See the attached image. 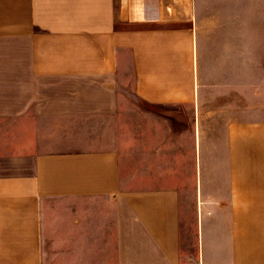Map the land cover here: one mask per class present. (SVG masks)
<instances>
[{"label": "crops", "instance_id": "crops-1", "mask_svg": "<svg viewBox=\"0 0 264 264\" xmlns=\"http://www.w3.org/2000/svg\"><path fill=\"white\" fill-rule=\"evenodd\" d=\"M202 1L0 0V264H264V121L250 170L204 169L246 160L206 156ZM208 4L212 66L264 65V0Z\"/></svg>", "mask_w": 264, "mask_h": 264}, {"label": "rangeland", "instance_id": "rangeland-1", "mask_svg": "<svg viewBox=\"0 0 264 264\" xmlns=\"http://www.w3.org/2000/svg\"><path fill=\"white\" fill-rule=\"evenodd\" d=\"M203 12L202 16L205 19L199 23L203 26V36L199 37V47L203 55V64L206 65L204 69V78L206 79L205 95H207L206 109L208 111L207 118L202 119V127H208V143L210 144V149L207 150L208 154L206 156L210 157L211 160H217L219 156L225 151L227 156L232 158L237 155L242 158L240 163H226L225 165L210 164L204 167L205 171L210 168L211 172H222V171H241L250 170L249 162V150H248V124L255 121H264V65H256L253 67H241L237 66L236 69H229L226 67H221L220 69L214 68L212 65L213 57L214 59H219L220 62L223 59V55L226 54L225 49L227 45L222 42L221 37H213L210 28L209 21V4L208 0H203ZM207 18V19H206ZM253 37V35H252ZM252 60L256 57H260L261 50L253 44L252 45ZM219 54V57H218ZM261 54V56H262ZM264 56V54H263ZM218 73L223 83L221 85V96L218 95L219 86L214 85L218 82ZM246 73L249 78L253 80V86L250 84L247 87ZM232 80V85L230 83H224ZM247 90L249 95L247 94ZM254 97H253V94ZM220 96L217 101L215 100L216 95ZM192 110L197 108L196 103H191ZM185 106L181 104H176L174 112L176 113V118L174 121H170L169 127H174L177 130V144H178V156L179 158L186 160L192 159L197 160L198 150L195 149V128L193 127L199 125V119L192 117H185L183 112ZM188 110V108H186ZM166 109L159 107V113H165ZM168 111H171L168 109ZM161 122H163L161 120ZM135 124V123H134ZM201 124V121H200ZM238 128L240 132L236 139H240V147H234V142L232 140L233 129ZM230 136V138H229ZM231 141V142H230ZM238 142V141H237ZM223 147H225L223 149ZM201 154V153H200ZM234 159V158H233ZM232 159V161H233ZM248 160V161H247ZM194 172H202V167L200 165H194ZM181 172L189 173L192 170L190 166H184L179 168Z\"/></svg>", "mask_w": 264, "mask_h": 264}]
</instances>
